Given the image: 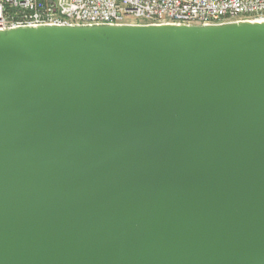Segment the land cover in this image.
Returning <instances> with one entry per match:
<instances>
[{
    "label": "water",
    "instance_id": "water-1",
    "mask_svg": "<svg viewBox=\"0 0 264 264\" xmlns=\"http://www.w3.org/2000/svg\"><path fill=\"white\" fill-rule=\"evenodd\" d=\"M0 264H264V21L0 30Z\"/></svg>",
    "mask_w": 264,
    "mask_h": 264
},
{
    "label": "built area",
    "instance_id": "built-area-1",
    "mask_svg": "<svg viewBox=\"0 0 264 264\" xmlns=\"http://www.w3.org/2000/svg\"><path fill=\"white\" fill-rule=\"evenodd\" d=\"M264 21V0H0V30Z\"/></svg>",
    "mask_w": 264,
    "mask_h": 264
}]
</instances>
